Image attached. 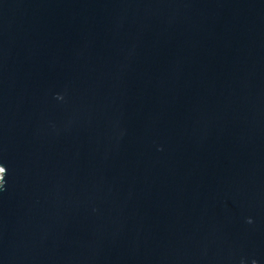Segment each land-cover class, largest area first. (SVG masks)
I'll use <instances>...</instances> for the list:
<instances>
[{
    "label": "water",
    "instance_id": "95a60500",
    "mask_svg": "<svg viewBox=\"0 0 264 264\" xmlns=\"http://www.w3.org/2000/svg\"><path fill=\"white\" fill-rule=\"evenodd\" d=\"M0 264H264V0H0Z\"/></svg>",
    "mask_w": 264,
    "mask_h": 264
},
{
    "label": "clouds",
    "instance_id": "9594fccd",
    "mask_svg": "<svg viewBox=\"0 0 264 264\" xmlns=\"http://www.w3.org/2000/svg\"><path fill=\"white\" fill-rule=\"evenodd\" d=\"M0 167H3V168H5V176L7 175V168L4 166V165H2V164H0ZM5 179L3 180V181H0V189H3L4 187H5Z\"/></svg>",
    "mask_w": 264,
    "mask_h": 264
},
{
    "label": "bare ground",
    "instance_id": "6f19581e",
    "mask_svg": "<svg viewBox=\"0 0 264 264\" xmlns=\"http://www.w3.org/2000/svg\"><path fill=\"white\" fill-rule=\"evenodd\" d=\"M1 173V172H0Z\"/></svg>",
    "mask_w": 264,
    "mask_h": 264
}]
</instances>
